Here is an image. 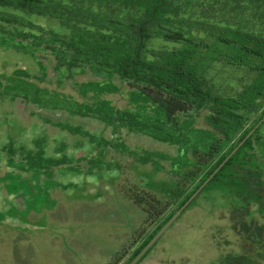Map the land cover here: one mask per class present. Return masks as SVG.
<instances>
[{
  "label": "rangeland",
  "instance_id": "374dc122",
  "mask_svg": "<svg viewBox=\"0 0 264 264\" xmlns=\"http://www.w3.org/2000/svg\"><path fill=\"white\" fill-rule=\"evenodd\" d=\"M4 11L67 33L55 19ZM193 31L206 37L198 27ZM149 47L180 45L156 38ZM41 74L31 55L0 48V264H86V258L102 264L109 258L108 264L127 249L120 262L125 264L155 228L127 198V190L167 199L179 180L172 170L181 146L207 139L200 137L202 122L191 127L183 119L181 130L156 139L84 115L88 107L159 115L117 77L75 73L59 86V73L49 69L44 81ZM208 78L225 95H234L253 74L217 63ZM255 118L250 117V125ZM258 134L264 137V124ZM192 153L190 148L188 162ZM43 190L47 193L40 200ZM237 200L214 190L202 194L137 264H264V235L262 240L258 232L255 238L250 231L238 233L231 219L235 214L264 229V210L252 204L247 213L246 204Z\"/></svg>",
  "mask_w": 264,
  "mask_h": 264
},
{
  "label": "trees",
  "instance_id": "16d2710c",
  "mask_svg": "<svg viewBox=\"0 0 264 264\" xmlns=\"http://www.w3.org/2000/svg\"><path fill=\"white\" fill-rule=\"evenodd\" d=\"M6 8L55 19L67 33L46 30L23 16L4 11ZM197 27L206 32V37L195 35L193 29ZM156 38L180 47L152 49L149 42ZM0 48L31 55L39 64L42 81L47 79L49 69L59 73V86L63 78L75 73L117 77L131 95L151 104L159 114L95 112L88 107L85 116L116 122L156 139L171 137V130H181L183 119L190 120L191 127L202 122L200 137L207 139L197 141L194 147L181 146L172 170L179 180L167 199L143 189L127 190V198L155 228L125 264L144 249L264 117V0H0ZM217 63L247 70L253 78L234 95H225L208 78ZM251 116L256 118L250 125ZM63 128L79 132L70 126ZM260 129L186 210L202 194L214 190L244 202L247 213L252 204H258L263 212L264 141L258 138ZM190 148L193 159L188 162ZM44 193L39 192L38 199ZM231 217L238 233L250 231L248 236L254 237L258 232L263 240V227L250 226L235 214ZM128 252L123 249L108 264H120Z\"/></svg>",
  "mask_w": 264,
  "mask_h": 264
},
{
  "label": "water",
  "instance_id": "95a60500",
  "mask_svg": "<svg viewBox=\"0 0 264 264\" xmlns=\"http://www.w3.org/2000/svg\"><path fill=\"white\" fill-rule=\"evenodd\" d=\"M264 124V117L256 124L250 133L239 143V145L229 154L224 162L216 169V171L201 185V187L189 198V200L173 215V217L162 227V229L152 238V240L144 247V249L129 263L137 264L142 257L154 246V244L161 238L166 230L176 221L182 212L192 203L203 188L211 181L215 174L225 165V163L241 148L245 141L253 135L257 129Z\"/></svg>",
  "mask_w": 264,
  "mask_h": 264
},
{
  "label": "crops",
  "instance_id": "0c3cea01",
  "mask_svg": "<svg viewBox=\"0 0 264 264\" xmlns=\"http://www.w3.org/2000/svg\"><path fill=\"white\" fill-rule=\"evenodd\" d=\"M258 138H260V139H262V140L264 139V137L261 136L260 134H258ZM257 151L260 152V150H259L258 148H257ZM263 155H264V154H263ZM263 157H264V156H263ZM252 210H254V208H252ZM263 210H264V209H263ZM127 256H128V255H127ZM104 259H105V258H104ZM92 260H93V259H87V258H86L85 263H86V264H92ZM108 261H109V258H107L106 260H102L101 263H102V264H106Z\"/></svg>",
  "mask_w": 264,
  "mask_h": 264
}]
</instances>
